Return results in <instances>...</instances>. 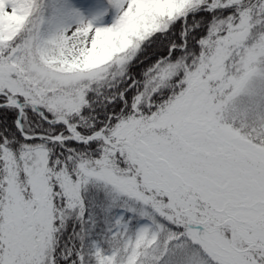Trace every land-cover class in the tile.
I'll return each mask as SVG.
<instances>
[{
  "label": "snow or ice",
  "instance_id": "1",
  "mask_svg": "<svg viewBox=\"0 0 264 264\" xmlns=\"http://www.w3.org/2000/svg\"><path fill=\"white\" fill-rule=\"evenodd\" d=\"M0 264H264V0H0Z\"/></svg>",
  "mask_w": 264,
  "mask_h": 264
}]
</instances>
